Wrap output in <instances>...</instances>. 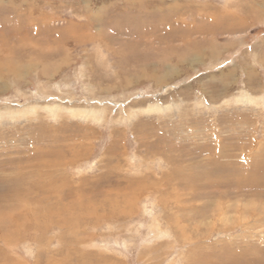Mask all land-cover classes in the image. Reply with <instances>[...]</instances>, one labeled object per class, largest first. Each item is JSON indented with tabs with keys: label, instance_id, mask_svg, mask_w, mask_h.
<instances>
[{
	"label": "rangeland",
	"instance_id": "374dc122",
	"mask_svg": "<svg viewBox=\"0 0 264 264\" xmlns=\"http://www.w3.org/2000/svg\"><path fill=\"white\" fill-rule=\"evenodd\" d=\"M262 178L264 0H0V264H240Z\"/></svg>",
	"mask_w": 264,
	"mask_h": 264
},
{
	"label": "bare ground",
	"instance_id": "6f19581e",
	"mask_svg": "<svg viewBox=\"0 0 264 264\" xmlns=\"http://www.w3.org/2000/svg\"><path fill=\"white\" fill-rule=\"evenodd\" d=\"M199 174H201V173H199ZM194 178V177H193ZM197 178H199V177H197ZM206 178V177H205ZM214 178V177H213ZM257 178H258V176H257ZM187 180V179H186ZM206 180H207V178H206ZM215 180V179H214ZM250 180H253V179H250ZM259 180V179H258ZM258 180H256V181H258ZM260 180H262V181H264V178H262V179H260ZM189 181H192V180H189ZM245 181H247V180H245ZM249 181V180H248ZM247 181V182H248ZM255 181V179H254V183L256 182ZM216 183V180L215 181H211L210 183L212 184V183ZM217 183H219L218 181H217ZM245 183V182H244ZM260 183H262L261 181L260 182H257L255 185H253L254 187H257L258 188V191H259V189L260 188H262V187H264L263 186V184H260ZM191 185H194L195 184V182H191L190 183ZM252 184V183H251ZM258 184H260L261 185V187H258ZM152 185V184H151ZM245 185V184H244ZM246 185H248V183L246 184ZM14 186H16V188H18V186L19 187H21L22 186V183L21 182H17ZM10 187V186H9ZM255 189V188H254ZM256 193V192H255ZM263 193V192H262ZM261 195H263V194H261ZM258 196V195H257ZM260 198H261V196H260ZM247 248V247H246ZM245 249V248H244ZM249 249V248H248ZM264 249V248H263ZM244 251V250H243ZM247 251V250H246ZM252 251V250H251ZM263 251V250H262ZM218 252V251H217ZM250 252V251H249ZM222 252H220V254H221ZM242 254H243V252H241ZM247 253V252H246ZM219 255V254H218ZM217 255V256H218ZM248 257V256H247ZM250 257H252V258H250ZM250 257L249 258H245V257H239V255L237 256V254H231V256H230V258L229 257H226L227 259L226 260H230V261H233L234 263H236L237 261H245V264H264V255H262V256H260V255H256V254H253L252 252H251V254H250ZM220 258V257H219ZM224 258V257H223ZM209 260L207 259H203V257L201 258V263H205V264H207V263H210V264H212L210 261L208 262ZM221 261V260H220ZM246 261H248L247 263H246ZM86 262V261H85ZM226 262V261H225ZM228 262V261H227ZM241 262V263H242ZM86 263H89V262H86ZM240 263V264H241ZM83 264V263H82ZM85 264V263H84ZM219 264V263H218ZM230 264V263H229Z\"/></svg>",
	"mask_w": 264,
	"mask_h": 264
}]
</instances>
